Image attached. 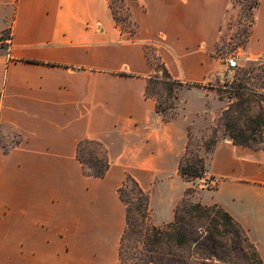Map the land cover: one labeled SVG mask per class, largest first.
<instances>
[{
  "label": "crops",
  "instance_id": "1",
  "mask_svg": "<svg viewBox=\"0 0 264 264\" xmlns=\"http://www.w3.org/2000/svg\"><path fill=\"white\" fill-rule=\"evenodd\" d=\"M124 2L136 24L130 37L109 0H0V38L9 31L0 40V141L19 137L7 150L0 143V264H122L127 213L118 190L128 175L149 195L155 226L174 219L187 188L178 166L188 129L218 122L226 101L184 89L165 122L146 95L155 72L144 45L161 39L171 75L205 84L232 3ZM245 54L264 59V0ZM83 140L105 148V177L85 174ZM202 156L206 173L192 199L226 210L264 261V149L235 145L224 130Z\"/></svg>",
  "mask_w": 264,
  "mask_h": 264
},
{
  "label": "rangeland",
  "instance_id": "2",
  "mask_svg": "<svg viewBox=\"0 0 264 264\" xmlns=\"http://www.w3.org/2000/svg\"><path fill=\"white\" fill-rule=\"evenodd\" d=\"M231 3L232 8L219 33L217 44L210 52L211 73L209 81L205 84H200L201 86L198 87L184 86L177 88L173 94H170L166 85L158 79H153L149 84L150 94L156 97L155 100L158 106L164 111L165 119L169 121L173 120L179 113L178 109L183 103L181 91L184 89L194 90L196 93L197 91H201L202 93L205 91L206 93H211V95L217 94L219 98L226 101V108L234 103L230 113L222 118L221 112L219 120L215 124H204L196 130L193 127L188 129V132H190V141L187 143L188 152H184L185 164L193 161L196 155L200 154L203 157L202 153L207 151L205 149L206 144L215 135L219 138L222 135V131H226L225 123H232L234 128L231 131L236 134L242 132L246 135H253L257 141L251 142L252 145L257 148H264V59H249L245 54V48L254 22V11L242 3L233 0H231ZM109 5L118 29L127 37L135 34L136 24L130 18L129 10L124 0H109ZM8 35L9 31L7 30L2 39H5ZM162 43L161 39H159L155 43H147L144 45L145 53L152 67L158 64L157 57H159V54L157 49ZM231 57L238 58L239 67L234 70L228 69L227 67V60ZM154 75L155 73L151 77ZM196 100L197 96L194 98V101ZM18 141V135L11 132L8 138H3L0 143L7 150L9 146H12ZM83 157L87 163L85 168L89 171V165H104L108 158L105 148L99 144L84 146ZM180 179L182 182L178 184H183L187 188L183 197L176 204L174 211L185 198L189 202L198 203L192 199V196L196 195V192L199 190V180L188 181L182 176ZM187 192L190 195H187ZM125 194L130 210V220L129 229L123 242L125 263L121 262L122 264H143L152 257L158 260H161L160 257L171 258L172 255L168 253H180L181 251L189 264H215V262L209 260L210 257L203 256L194 244L186 246L183 250L178 248L166 237L161 243L153 246V227L162 228L166 224L155 226L151 221L149 208L147 216L142 217L141 212L138 211V202L131 186L125 189ZM197 233L199 232L197 231ZM151 249L157 250L150 252L149 250Z\"/></svg>",
  "mask_w": 264,
  "mask_h": 264
},
{
  "label": "trees",
  "instance_id": "3",
  "mask_svg": "<svg viewBox=\"0 0 264 264\" xmlns=\"http://www.w3.org/2000/svg\"><path fill=\"white\" fill-rule=\"evenodd\" d=\"M238 3H242L247 8L253 11L259 5L260 0H233ZM2 40V38H0ZM158 58V64L153 67L155 75L148 81L146 87L147 97L156 99L155 96L150 94L149 84L153 79L160 80L170 94H173L177 88L180 87H198L200 83H189L175 79L168 70L165 63ZM220 88V87H219ZM234 103L222 111V118L230 113ZM242 105V103H241ZM156 111L159 113L165 122L169 120L165 119L164 111L160 109L158 104L156 105ZM231 118V117H229ZM226 131L233 140V143L238 146L257 148L252 145L251 142H256L257 139L253 135H246L240 132L236 134L231 131L234 128L232 123H225ZM236 129V128H235ZM243 130V128H241ZM190 132H188V140L190 141ZM218 141V137H215L209 141L205 149L210 151L213 149ZM101 143L93 140H83L79 142L77 148V157L83 166L85 174L94 178L105 177L109 169V160L106 159V163L101 166L89 165L90 171L85 168L87 163L83 157V148L86 145ZM188 152V144L185 149V153ZM185 153L179 159L178 170L182 177L188 181L202 178L206 173V164L203 157L196 155L193 161L184 163ZM131 186L133 194L138 202V211L141 212L142 217H146L149 208V195L140 187L138 182L130 175L126 177L125 182L119 188L118 193L120 199L127 206V226L124 234L121 238L119 248V259L125 263V257L123 254V242L128 232L130 210L128 207V200L126 198L125 189ZM187 195H190L187 192ZM197 231L199 233H197ZM153 246L158 245L164 238H169L178 248L183 249L186 246L194 244L198 250L201 251L203 256L210 257L209 260L215 262V264H264V261L260 257L255 245L249 240L243 227L220 205L213 204L210 206L203 205L201 203H192L186 200V198L176 207L174 211V219L171 223L166 224L162 228L153 227ZM150 237V236H149ZM157 249H151L150 252H154ZM184 250V249H183ZM172 257L163 258L161 260L150 258L143 264H189L182 251L180 253H168Z\"/></svg>",
  "mask_w": 264,
  "mask_h": 264
},
{
  "label": "built area",
  "instance_id": "4",
  "mask_svg": "<svg viewBox=\"0 0 264 264\" xmlns=\"http://www.w3.org/2000/svg\"><path fill=\"white\" fill-rule=\"evenodd\" d=\"M227 67L228 69L234 70L239 67L238 65V58L237 57H231L227 60Z\"/></svg>",
  "mask_w": 264,
  "mask_h": 264
}]
</instances>
